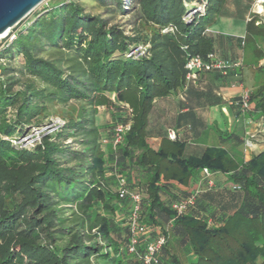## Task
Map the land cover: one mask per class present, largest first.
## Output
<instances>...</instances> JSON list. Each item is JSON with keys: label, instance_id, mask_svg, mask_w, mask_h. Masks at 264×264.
<instances>
[{"label": "trees", "instance_id": "trees-1", "mask_svg": "<svg viewBox=\"0 0 264 264\" xmlns=\"http://www.w3.org/2000/svg\"><path fill=\"white\" fill-rule=\"evenodd\" d=\"M224 2L131 0L126 8L111 0L108 12L137 19L128 34L87 11L85 0H56L0 43V264H144L124 260L128 202L112 191L117 175L140 193L149 233L166 234L151 264L264 261V150L246 161L213 146L189 154L191 110L162 120L154 109L158 98L185 96L197 79L186 84L187 57L214 51L209 30ZM250 29L247 20L242 47ZM139 45L142 54H129ZM252 101L249 109L264 114V94L250 93ZM53 112L63 123L39 142H11ZM118 122L129 129L107 153L102 141ZM169 128L181 130L175 140ZM152 137L160 139L155 147ZM203 168L210 175L196 186L194 204L175 215L170 204L195 188Z\"/></svg>", "mask_w": 264, "mask_h": 264}, {"label": "crops", "instance_id": "crops-1", "mask_svg": "<svg viewBox=\"0 0 264 264\" xmlns=\"http://www.w3.org/2000/svg\"><path fill=\"white\" fill-rule=\"evenodd\" d=\"M238 16L244 18L245 21L248 20L247 14L235 15L221 11L215 22ZM211 28L212 26L210 35L213 38L216 54L222 58L243 59L241 38L244 35L213 31ZM262 62L264 59L261 60V65ZM244 63L242 62V65L236 69L239 73L238 79L232 73L218 76L212 72H202L190 84L185 96L177 91L155 100V113L162 120L191 110L189 118L195 124L193 132L196 134V139L187 142L186 151L189 154H199L204 147L215 145L216 147L221 146L230 156L246 161L264 150V117L251 109L241 113L237 107L229 104L231 99L239 97L242 93L254 91L258 80H261L258 72ZM250 75L254 77V83L249 87L246 86L245 79ZM215 97H219L222 102L217 103ZM253 104L254 101L251 102V107ZM176 131L181 133L180 129ZM248 134L253 135L250 146L245 144ZM150 139L156 141V145L160 141L156 137ZM212 141L215 143L211 144ZM200 179L201 173L190 182V188L196 187ZM219 180H223V176H220Z\"/></svg>", "mask_w": 264, "mask_h": 264}, {"label": "built area", "instance_id": "built-area-1", "mask_svg": "<svg viewBox=\"0 0 264 264\" xmlns=\"http://www.w3.org/2000/svg\"><path fill=\"white\" fill-rule=\"evenodd\" d=\"M195 10H201L200 4L194 6L190 14L195 12ZM11 29L6 33L4 37L9 36ZM210 31V30H209ZM10 38L13 37L11 34ZM8 37V38H9ZM144 52L143 46H137L135 49L130 51L129 54H142ZM242 65L241 59H228L222 58L214 51H210L205 55L194 54L187 57L185 63L186 69V84L189 81L194 80L198 74L202 72H209L213 70H218L223 74L232 73L237 79L239 78V73L236 69ZM229 104L237 107L241 113L246 112L250 107V102L248 95L246 92L242 93L239 97L232 99L229 101ZM62 120L59 117H50V119L44 123V125L40 128L31 127V129H35V132L48 131L52 132L54 129L59 127L62 124ZM129 129V125H124L121 122L116 123L112 129V136L110 140L104 139L102 141L103 144H109L113 148L118 146L123 141L124 133ZM24 134L18 137H12L10 140L14 145L19 146H31L35 143L34 139L31 138L32 133ZM167 137L170 140H175L178 137V133L173 129L169 128L167 130ZM251 137L252 134H248V137L245 140L246 146L251 145ZM24 139H29L31 143H23ZM210 175V172L207 168H203L201 171V179H205ZM116 190H117V198L118 200H126L127 204V225L129 227V239L125 246V249L129 254H133L144 264H151L156 261V255L161 250L162 246L166 242V234L162 231H157L155 234H150L148 227L143 224L140 220V202L141 195L137 191L129 189L127 187L126 179L122 175L116 176ZM206 183L208 186H213L214 182L212 179H206ZM198 191V188L195 187L188 193L186 196L173 201L170 204L171 209L175 213V215H180L184 213L190 206L194 204L195 196Z\"/></svg>", "mask_w": 264, "mask_h": 264}, {"label": "rangeland", "instance_id": "rangeland-1", "mask_svg": "<svg viewBox=\"0 0 264 264\" xmlns=\"http://www.w3.org/2000/svg\"><path fill=\"white\" fill-rule=\"evenodd\" d=\"M56 0H44L41 4H39L35 9H33L26 17H24L18 24H16L14 27L11 28V31L9 33V36L12 34L11 32H15L17 30H20L22 25H24L26 22H30L36 15L41 14L45 8L50 7L53 2ZM86 6L85 9L87 11H90L91 13H99L102 14L104 17H108L111 24H116L123 29H125L126 33H130V29L137 23V19H135L133 13L129 11L125 15L118 14L113 11H107L106 9H109L111 5V0H108L107 3H109L105 7L98 6V3L91 0H85ZM124 4V7H130L129 2L131 0H121ZM198 5V4H197ZM261 5V9H259L257 6ZM222 11L225 13H233L235 15H241V14H247V19L251 23V29H250V39L251 41H248L244 43L243 47V59H241V62L248 64L251 69L258 72L259 77H261V80H258V85L256 89L252 92H246L248 95V98L250 96V93H259L260 91L264 94V62L261 63V60L264 59V0H225ZM248 12V13H247ZM245 26L246 21L242 17H233V18H225L221 19L219 21H216L212 25L213 31H221V32H227L229 34H236L239 36H243L245 34ZM5 36V35H4ZM3 36V37H4ZM6 38L0 37V43H3ZM12 38V37H11ZM8 38L9 40L11 39ZM135 49V48H134ZM8 52H11V49L8 50ZM244 63V64H245ZM258 79V77H257ZM254 83V77L253 76H247L245 79L246 86H251V84ZM111 99H114V95H110ZM107 111H112V107H107ZM103 112V111H102ZM101 112V113H102ZM104 113V112H103ZM108 113H104L105 120L108 119ZM264 117V114H260ZM50 117H59V114L56 112H53V114ZM103 117V120H104ZM48 119V120H49ZM102 120V121H103ZM32 136L31 138L34 139L35 142H39L41 137L45 134H48L50 132L48 131H42V132H35V129H31ZM28 133V134H30ZM25 141H22L23 143H31L29 139H24ZM149 143L152 146H156V141L154 140H148ZM211 144H214L215 142H210ZM213 147H216L215 145H212ZM218 148L223 149L221 146H218ZM104 150L109 153L113 150V147L109 144L104 145ZM224 150V149H223ZM226 151V150H225ZM227 152V151H226ZM228 154V153H227ZM243 157V155H242ZM236 159V158H235ZM242 159V158H241ZM114 182L116 183V179H114ZM115 183L111 185L112 191L116 190ZM116 202V201H115ZM117 203V202H116ZM126 210V207L124 208ZM124 209L121 211L118 210L117 215L115 216L116 219H119L121 217H124L122 212H124ZM105 211H103L104 213ZM108 217H111L110 213H104ZM133 254H129L127 257L124 258V260H133L131 257ZM257 264H264V261L261 262V259H257Z\"/></svg>", "mask_w": 264, "mask_h": 264}, {"label": "water", "instance_id": "water-1", "mask_svg": "<svg viewBox=\"0 0 264 264\" xmlns=\"http://www.w3.org/2000/svg\"><path fill=\"white\" fill-rule=\"evenodd\" d=\"M44 0H0V35L8 32Z\"/></svg>", "mask_w": 264, "mask_h": 264}, {"label": "bare ground", "instance_id": "bare-ground-1", "mask_svg": "<svg viewBox=\"0 0 264 264\" xmlns=\"http://www.w3.org/2000/svg\"><path fill=\"white\" fill-rule=\"evenodd\" d=\"M260 6H261V5H258L257 7H258L259 9H261V7H260ZM6 33H7V32H5V33L1 34V35H0V37H3L4 35H6Z\"/></svg>", "mask_w": 264, "mask_h": 264}]
</instances>
